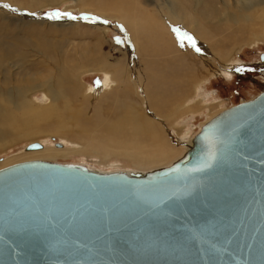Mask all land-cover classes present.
Segmentation results:
<instances>
[{
    "label": "water",
    "instance_id": "water-1",
    "mask_svg": "<svg viewBox=\"0 0 264 264\" xmlns=\"http://www.w3.org/2000/svg\"><path fill=\"white\" fill-rule=\"evenodd\" d=\"M0 264H264V88L169 167L0 170Z\"/></svg>",
    "mask_w": 264,
    "mask_h": 264
},
{
    "label": "rangeland",
    "instance_id": "rangeland-1",
    "mask_svg": "<svg viewBox=\"0 0 264 264\" xmlns=\"http://www.w3.org/2000/svg\"><path fill=\"white\" fill-rule=\"evenodd\" d=\"M167 1L85 0L90 12L84 14L83 3L76 0H0V170L30 162L17 160L26 155L25 148L30 143L42 142L50 147L62 143L68 148L80 144L74 131H53L58 123L68 124L70 121V114L64 108V100L55 110L56 117L51 112V118L47 116L46 120L30 121L31 128H38L40 131L29 137L22 136L21 133L16 135L13 129H9L1 121L7 114L14 115L19 122L14 127L20 125L23 130L26 128L23 120L27 119L25 116L29 117L24 113L28 106L14 107L9 103L8 96L17 92L29 98V94L23 91L47 73L51 74L52 80L66 81L70 79L72 69H78L76 76L80 77V83L96 91L98 95L94 91L95 95L88 96L91 98L86 104L80 97L82 102H77L72 107V110L87 111H84L82 124L88 129H93L95 121L100 118L115 120L122 115L121 106L114 104L116 97H120L122 102L127 97L130 102L141 104L143 96V117L157 119L156 122L168 134L174 148L180 151L164 166L178 161L182 158L179 157L181 154H186L187 145L192 143L205 123L224 110L252 100L262 92L264 0H175L174 7L170 8ZM5 4L10 7L5 8ZM169 9L176 12L179 20H183V26L189 34H196V38L215 53L214 57H210L209 71L205 72L199 60L189 52L187 56L176 58L175 63L178 65L175 64L174 70L168 72L170 57L180 55V50L185 49V46L178 45L177 34L173 32L176 28L181 34L182 27L169 19ZM54 12L70 15L50 19L49 14ZM96 12H102L108 17L99 18ZM116 12L119 14L116 15ZM84 15L88 20L102 22L107 30H98L89 21L82 20L78 23V19H82ZM122 15L127 17L128 23L136 22L132 25L136 27L130 26L133 30L126 28L128 25L121 21ZM182 36L186 37L185 33ZM165 39L172 44L163 46ZM166 60L167 66L160 65ZM227 62L231 63L230 66ZM123 64L129 72L118 79H106L110 69ZM72 65L75 66L71 67ZM84 65L89 67L85 66L83 69ZM197 69L201 71V75H198ZM124 76L127 77L126 80L131 77L138 84L124 86ZM107 81L114 83L110 84L112 92L109 93L102 91V86ZM34 92L31 91V96L36 104L49 103L44 90L36 88ZM22 99L19 97L18 101ZM186 100L189 101L187 105ZM175 104L181 106V109H178L175 118L168 119L169 113L174 112L170 109ZM95 111L101 112V115L94 114ZM172 121L177 124L173 125ZM85 153L87 152L56 160H39L78 164L104 173L141 170L133 167L125 158L119 157L110 159L113 167L110 161L106 164L108 168L100 166L104 161L103 157L96 155V158L93 154L91 156Z\"/></svg>",
    "mask_w": 264,
    "mask_h": 264
},
{
    "label": "bare ground",
    "instance_id": "bare-ground-1",
    "mask_svg": "<svg viewBox=\"0 0 264 264\" xmlns=\"http://www.w3.org/2000/svg\"><path fill=\"white\" fill-rule=\"evenodd\" d=\"M76 1L83 3V10L82 11L84 14L85 13L87 14L88 12H90L86 8L85 0H76ZM86 3H87V1H86ZM167 5H168V8H170L171 6L174 7L175 0H168ZM79 6L81 8L80 4H79ZM96 13H97L99 18L108 17V16H105L102 12H96ZM117 14H119V13L116 12V15ZM85 16L86 15H84L82 19H78L77 22L79 23L82 20L86 21V22L89 21L93 24V26H96V28H98V30H103V31L107 30L105 24H103L102 22H99L97 20H92V19L88 20L85 18ZM168 17L170 20H173L174 24L180 25L182 27V33L179 35H180V39H182L184 42L185 49H184V51L180 50V53H181L180 55L174 54L173 56H171L170 57L171 61L168 62V66H167V60L165 61V63L161 62L160 65L166 64V66L168 68V72L173 71L174 70L173 66L175 64L178 65V63H175L176 58H178L179 56L183 57L184 55L187 56L188 53L191 52V54L199 60V63L203 67L204 71L205 72L209 71L211 68L210 57H214V55H215V53L212 51V49L208 48L205 44L201 43L200 40L196 38V34L191 35L188 33V30L183 26V20H179V17L176 15V12H172L169 9V16ZM121 21L125 25H128V26H126V28L129 27V29H131V27L132 28L136 27V26H132V25L136 24V22L128 23L126 16L122 15ZM131 30H133V29H131ZM184 33H187L186 37L182 36V34H184ZM181 36L183 38H181ZM188 36H190L192 39L189 40ZM128 38H129V36H128ZM193 41L195 42V47L200 49L199 52L195 51V48L192 47ZM130 43H129V45H130ZM162 44H163V46H166V45H171L172 42L167 41L165 39ZM207 44H208V42H207ZM178 45H180V42H178ZM233 54H234V52H233ZM205 56H209V57H205ZM229 64H231V63H228V65ZM214 65H215V63H214ZM73 66H75V65H72L71 67H73ZM85 66L89 67V65H84V66H82V67H84L83 69H85ZM125 67L126 66L123 64L122 66L110 69V74L106 75V79L110 78V79L114 80L113 79L114 77H115V79H118L119 77H123V74L129 72V69L127 70ZM198 68H200V67H198ZM220 69H224V68L220 67ZM72 70L73 71H72V75L70 76V79H67L66 81H62L60 79L52 80L50 73L49 74L47 73L46 75L43 74L44 75L43 78L36 79V81L33 82L32 86L27 87L26 91H23V92H26L27 94H29V96H30L29 98H27L24 94H22V96H21V93H17V92L12 93L8 96L9 103L11 105H13L14 107L28 106V110H24V113H27V115H29V117L25 116L22 113V115L27 118L26 120H23V123L26 125V128L24 130L22 129V126H20V125L18 127H14V126L19 124L18 117L14 116V115L7 114V115L3 116L1 121L3 124L8 126L9 129H13V131L15 132L16 135L21 133L22 136L26 135L25 137H29V135L35 134V133L37 134L40 131L38 128H31L30 121L31 122H38L41 119L46 120L47 116H49L51 118V115L49 114L51 112H54V116L56 117L55 110L57 109L59 103L64 100V108L68 112V114H70L69 115L70 124H69V122H68V124H67V122H65V123H60V125H59V123H58L53 128V131H55L57 133L74 131L75 135L78 136V138L80 139V144L73 146V148H68L65 146V144H62V143L55 144V146L50 147V146H46L42 142H34V143L42 144L41 149H39V150H28V146L30 144H33V143H30L25 148V151L27 152L26 155L25 156L19 155L20 157H18L17 160H26V161L27 160H29V161H31V160L41 161L39 159L56 160L57 158L67 157V156H72L75 154H82L84 152H87L91 156L94 155V157H96V155L103 157L104 161L100 163V166H103V165L107 166L106 165L107 161L109 162L110 159L113 157L114 158L119 157V158H125L126 160H128L127 162H129V164H131L133 167H136L137 169L143 170V169H151L152 168L150 171L149 170H147V171H141V170L127 171V173L133 172V173H141V174H145L147 172H151L154 170L169 167L175 163L174 162L170 165L168 164V166H164L169 161V159L171 157L177 156L180 153V151L176 150L174 148V146L172 145V143L168 137V134H165L164 130L161 128V126L158 124V122H156L157 119L153 120L149 117H146V118L143 117V115L141 113V104L143 105V103H144L143 102L144 101L143 96H142L143 101H141V104L130 102V100H128L127 97H125L123 102H122L121 101L122 99L120 97H116L114 104L121 106L120 114H122V115L119 116L115 120H110L107 118H100V119L95 121V127L93 129L86 128L82 124L83 123L82 118L85 117V113H84L85 110L84 111L83 110H79V111L72 110V107H74V105L77 102L81 101V100H79L80 97L83 98V102L86 104L88 102V99H90L91 97H93L96 94V91L94 89L92 90V87L87 88V86H84L83 84L80 83V77L76 76V72H78V69H76V70L72 69ZM197 72H198V75H201L200 70L197 69ZM211 72L213 73L214 70ZM169 76H170V74H168V78H169ZM124 79H125L124 86L129 87L130 84H133V86H134V84H136V85L138 84L136 82H133L131 77H129V80H126L127 77L124 76ZM110 84L114 85L113 82L110 83L107 81L105 83V85L102 86L103 87L102 91L105 90L107 93H109L111 91ZM36 88L38 90L39 89L44 90V93L46 94V96L49 99V103L47 105H39V104H36V102H34L33 96H31V91L34 92V90ZM195 88L197 89L196 84H195ZM94 91H95V94H93ZM141 91H142V89H141ZM198 94H199V92H198ZM72 95L74 96L73 98L71 97ZM96 95H98V94H96ZM88 96H91V97H88ZM19 97H21L23 99L18 101ZM187 103H189L188 100H186V105H187ZM175 105H174L173 109L169 108L170 110H174V112L169 113L170 116L168 117V119L175 118L177 115L176 112L178 111L179 108L181 109V106H179V105L175 106ZM85 112H87V111H85ZM94 114L101 115V112L95 111ZM185 115H188V114H185ZM185 115H182V117ZM190 116H192V115H190ZM75 118H76V120H75ZM86 120L87 121L89 120L88 117ZM162 121H164V120H162ZM177 121H178V119H177ZM172 123H173V121H172ZM176 124H177L176 122L173 123V125H176ZM192 145H193V140H192L191 144L187 145L188 150L190 149V147ZM188 150H186V152ZM30 151H36V152H30ZM87 153H85V155H88ZM21 155H23V154H21ZM179 157H183L182 154ZM96 158H98V157H96ZM99 160H101V159H99ZM44 162H48V161H44ZM54 163H56V162H54ZM112 163L113 162H111V165H112ZM8 164H9V162H8ZM59 164H63V163H59ZM119 164H122V163H119ZM129 164H127V165H129ZM111 167H113V165ZM107 168H108V166H107ZM96 172H100V171H96ZM115 172H117V171H115ZM100 173H104V172H100Z\"/></svg>",
    "mask_w": 264,
    "mask_h": 264
},
{
    "label": "snow or ice",
    "instance_id": "snow-or-ice-1",
    "mask_svg": "<svg viewBox=\"0 0 264 264\" xmlns=\"http://www.w3.org/2000/svg\"><path fill=\"white\" fill-rule=\"evenodd\" d=\"M3 6H4L5 8L10 7V5H7V4H5V5H3ZM14 10H15V9H13V11H14ZM61 15H70V14H68V13L54 12V13H50V14H49V18H50V19H58V18H60ZM71 18L75 19V17H71ZM104 22L107 23V21H104ZM173 32L177 34L178 40H179V42H180V45H181V47H183V46H184V42H183L182 39H180V35H179V34H180V30L174 28V29H173ZM185 36H187V33H185ZM188 39L191 40L192 38H191L190 36H188ZM117 43H119V40H117ZM192 47L195 48V51H197V52L200 51L199 48H196V47H195V42H194V41H193V43H192Z\"/></svg>",
    "mask_w": 264,
    "mask_h": 264
}]
</instances>
